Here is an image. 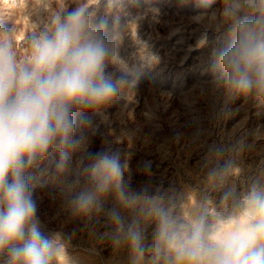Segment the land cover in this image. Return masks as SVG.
<instances>
[{"label": "clouds", "instance_id": "clouds-1", "mask_svg": "<svg viewBox=\"0 0 264 264\" xmlns=\"http://www.w3.org/2000/svg\"><path fill=\"white\" fill-rule=\"evenodd\" d=\"M200 2L207 11L191 18L205 28L198 46L207 43L208 30L227 35L214 54L213 83L229 98L264 103V0ZM75 3L52 11L42 27L30 25L27 39L0 26V264H79L62 235L47 234L37 215L34 182L44 176L69 193L74 216L104 212L106 198H114L116 206L105 213L113 231L104 235L115 247L127 245L131 264H146V255L147 264H264V170L238 194L232 178L240 170L225 149L213 148L207 183L220 192L219 201L178 203L171 189H132L118 148L102 147L87 164L77 159L87 139L77 130L78 113L99 112L134 81L106 73L109 64L124 67L118 19L106 39L107 21L90 11L98 0ZM53 149L58 157L49 173L41 162ZM186 204L192 205L187 217ZM148 224L155 225L151 243Z\"/></svg>", "mask_w": 264, "mask_h": 264}, {"label": "rangeland", "instance_id": "rangeland-1", "mask_svg": "<svg viewBox=\"0 0 264 264\" xmlns=\"http://www.w3.org/2000/svg\"><path fill=\"white\" fill-rule=\"evenodd\" d=\"M61 5L76 7L75 0H16L15 5L0 0V26L15 27L18 38L25 34L27 39L30 25L42 27ZM90 11L97 20L107 21L106 39H111L118 19V54L124 67L109 64L106 73H126L134 87L99 112L78 113L77 130L83 129L87 139L77 159L87 164L90 154L111 145L127 164L126 180L132 189L148 184L173 190L178 203L187 198L216 203L220 192L207 183L208 168L216 161L207 162L211 149L223 148L225 158H233L240 170L232 183L238 194L245 192L251 178L264 170V103L229 98L213 83L214 54L225 46L227 35L208 30L207 43L198 46L205 28L191 18L207 11L200 0L184 6L180 0H112L111 6L109 0H98ZM19 50L23 54V42ZM81 118L90 125H80ZM57 157L51 150L41 168L52 173ZM34 183L43 230L60 233L79 264H131L127 245L115 247L104 235L113 231L105 214L116 206L111 195L104 201V212L78 217L68 209L69 193L61 185L48 176ZM191 206H183L185 217ZM154 227L145 226L146 243H151ZM147 260L146 255V264Z\"/></svg>", "mask_w": 264, "mask_h": 264}]
</instances>
